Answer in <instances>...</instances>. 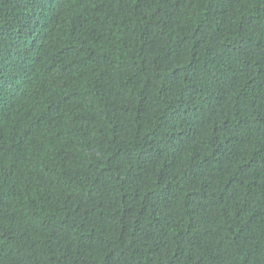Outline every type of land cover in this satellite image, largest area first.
I'll return each instance as SVG.
<instances>
[{
	"label": "trees",
	"instance_id": "trees-1",
	"mask_svg": "<svg viewBox=\"0 0 264 264\" xmlns=\"http://www.w3.org/2000/svg\"><path fill=\"white\" fill-rule=\"evenodd\" d=\"M0 264H264V0H0Z\"/></svg>",
	"mask_w": 264,
	"mask_h": 264
}]
</instances>
